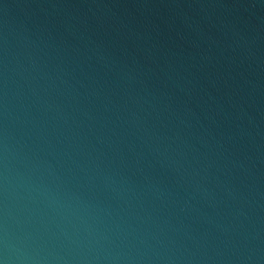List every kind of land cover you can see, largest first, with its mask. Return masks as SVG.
<instances>
[{
  "label": "water",
  "instance_id": "water-1",
  "mask_svg": "<svg viewBox=\"0 0 264 264\" xmlns=\"http://www.w3.org/2000/svg\"><path fill=\"white\" fill-rule=\"evenodd\" d=\"M0 264H264V0H0Z\"/></svg>",
  "mask_w": 264,
  "mask_h": 264
}]
</instances>
